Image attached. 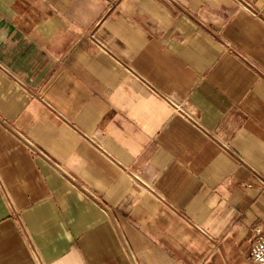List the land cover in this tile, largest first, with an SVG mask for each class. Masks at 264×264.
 Wrapping results in <instances>:
<instances>
[{
  "label": "crops",
  "instance_id": "crops-1",
  "mask_svg": "<svg viewBox=\"0 0 264 264\" xmlns=\"http://www.w3.org/2000/svg\"><path fill=\"white\" fill-rule=\"evenodd\" d=\"M258 230L264 0H0V264H254Z\"/></svg>",
  "mask_w": 264,
  "mask_h": 264
},
{
  "label": "built area",
  "instance_id": "built-area-1",
  "mask_svg": "<svg viewBox=\"0 0 264 264\" xmlns=\"http://www.w3.org/2000/svg\"><path fill=\"white\" fill-rule=\"evenodd\" d=\"M168 103L177 111L184 113L190 119H193L192 114L184 111L182 104H177L171 100ZM257 239L251 245V258L254 264H264V232L257 231Z\"/></svg>",
  "mask_w": 264,
  "mask_h": 264
}]
</instances>
